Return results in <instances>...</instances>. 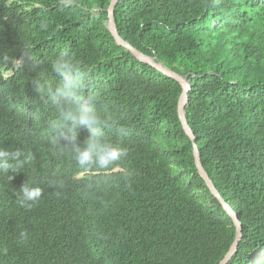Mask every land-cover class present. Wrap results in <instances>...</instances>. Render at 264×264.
I'll return each mask as SVG.
<instances>
[{
  "label": "trees",
  "instance_id": "16d2710c",
  "mask_svg": "<svg viewBox=\"0 0 264 264\" xmlns=\"http://www.w3.org/2000/svg\"><path fill=\"white\" fill-rule=\"evenodd\" d=\"M110 2L0 0V152L12 165L0 169V264H219L235 240L179 119L181 84L116 42ZM115 21L189 75L202 163L243 226L227 264H264V0H119ZM63 53L78 101L53 70ZM83 107L100 123H81ZM92 129L126 154L81 166L71 151ZM23 184L42 187L30 207Z\"/></svg>",
  "mask_w": 264,
  "mask_h": 264
},
{
  "label": "clouds",
  "instance_id": "9594fccd",
  "mask_svg": "<svg viewBox=\"0 0 264 264\" xmlns=\"http://www.w3.org/2000/svg\"><path fill=\"white\" fill-rule=\"evenodd\" d=\"M66 57L67 53H63L61 58L54 63L53 70L62 77L64 81V87L68 94L72 97H75L78 101V92L82 87V77L80 72L76 70L72 61ZM74 72L75 74H73ZM11 75L12 71L4 72V76H7V78H9ZM10 95V93L7 95L5 102L10 99ZM5 96L6 95H0L1 98H5ZM17 112V117L28 120L30 122V128L39 131V128L41 127L40 119L33 112L25 108H22ZM28 113L31 114V117L26 115ZM80 120L81 123L84 124H88L93 121L100 123L96 114L87 107L82 108L80 112ZM71 153L81 166H87L95 163L100 167H107L110 163L126 154L125 150L119 145H113L105 141L103 138V132L98 131L97 129L91 130V137L88 141H86L84 146L74 147ZM11 166L12 165L9 163V154L6 152H0V169L7 170ZM7 179L12 180L13 178ZM41 188V186L30 187L26 184H23L20 188L22 196L20 200H18L20 206L30 207L31 205L29 202H35L40 197ZM5 264H37V262H33L29 259L14 258Z\"/></svg>",
  "mask_w": 264,
  "mask_h": 264
},
{
  "label": "water",
  "instance_id": "95a60500",
  "mask_svg": "<svg viewBox=\"0 0 264 264\" xmlns=\"http://www.w3.org/2000/svg\"><path fill=\"white\" fill-rule=\"evenodd\" d=\"M119 0H111L109 6H108V23L107 27L109 28L111 34L113 35L114 39L119 45L124 46L128 50H130L133 55H135L138 59L141 61H144L148 64H151L153 67L158 69L159 71L163 72L169 77H172L176 79L182 86L183 91L179 97L178 101V114L179 119L182 123V127L186 134L189 136V138L193 141V152H194V159L196 163V167L199 171V174L201 177L205 180L208 188L210 189L211 193L214 195L216 199L219 200L221 205L224 207V209L228 212V214L233 219V222L236 226V235L235 240L232 243L229 251L226 253L224 258L219 262V264H227L229 260L233 257V255L238 250V245L243 237V226L242 222L240 220V217L236 213V211L232 208V206L225 200V198L222 196L216 185L214 184L213 180L211 179L210 175L206 171L202 159H201V153L200 149L196 143V136L194 131L192 130L187 116L185 107L187 102L189 101V91L192 88L189 75H182L175 71L174 69L168 67L161 59H159L157 56H150L143 51L139 50L137 47L133 46L129 41L124 39L121 34L119 33V30L116 25L115 21V8Z\"/></svg>",
  "mask_w": 264,
  "mask_h": 264
},
{
  "label": "rangeland",
  "instance_id": "374dc122",
  "mask_svg": "<svg viewBox=\"0 0 264 264\" xmlns=\"http://www.w3.org/2000/svg\"><path fill=\"white\" fill-rule=\"evenodd\" d=\"M261 264H263V263H261Z\"/></svg>",
  "mask_w": 264,
  "mask_h": 264
}]
</instances>
